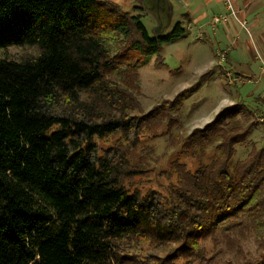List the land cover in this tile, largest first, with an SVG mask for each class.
Wrapping results in <instances>:
<instances>
[{
    "label": "trees",
    "instance_id": "obj_1",
    "mask_svg": "<svg viewBox=\"0 0 264 264\" xmlns=\"http://www.w3.org/2000/svg\"><path fill=\"white\" fill-rule=\"evenodd\" d=\"M185 32L155 38L99 0H0V264H194L219 231L264 228V148L234 160L259 121L239 103L180 143L195 169L138 186L132 152L184 95L142 112L139 68Z\"/></svg>",
    "mask_w": 264,
    "mask_h": 264
},
{
    "label": "rangeland",
    "instance_id": "obj_2",
    "mask_svg": "<svg viewBox=\"0 0 264 264\" xmlns=\"http://www.w3.org/2000/svg\"><path fill=\"white\" fill-rule=\"evenodd\" d=\"M99 1L114 5L122 13L142 16L143 24L150 35L154 36L157 20L141 7L139 0ZM173 3L174 16L167 32L171 33L179 22L186 32L184 36L164 43L160 54L154 55L139 68L141 92L136 93V96L142 112L147 113L158 104H172L180 93L184 95L172 110L179 117V124L171 132L163 131L154 137L145 136L138 149L132 152L131 160L143 168L137 183L145 192L150 189L166 192L173 181L170 171L175 162L185 163L192 170L196 168L197 163L181 152V142L187 140L194 130L213 121L226 109L223 108L226 100H234L236 91L244 85L241 80L238 83L231 82L236 72L230 68L227 60L230 55L229 45L215 39L210 29L212 27L205 28L194 23L189 18L190 7L184 1L173 0ZM216 25L221 27L223 23ZM117 47L116 43L111 44L113 55ZM27 52L22 48H10L7 54L11 59L20 60ZM241 105L251 111L256 119L261 111L258 107H263L255 99H249ZM239 117L244 120L241 112ZM259 122L250 137L251 142L237 147L235 161L243 159L254 145L264 148V126L260 125L264 122ZM98 142L108 148L117 141L105 138ZM216 238L219 241L218 247H215L214 239L211 238L201 242L205 259L194 264H247L264 255V228L219 231Z\"/></svg>",
    "mask_w": 264,
    "mask_h": 264
},
{
    "label": "crops",
    "instance_id": "obj_3",
    "mask_svg": "<svg viewBox=\"0 0 264 264\" xmlns=\"http://www.w3.org/2000/svg\"><path fill=\"white\" fill-rule=\"evenodd\" d=\"M179 1L189 5V18L194 23L205 28L212 27L210 29L215 39L229 45L230 55L227 60L230 68L236 72L235 78L241 80L244 85L236 91L234 100H226L223 108L237 103L246 104L249 99H255L264 107V0ZM232 10L236 12L235 15ZM218 14L227 16L221 27L213 23ZM232 48L234 50H231ZM258 108L261 111L257 117L264 116V108Z\"/></svg>",
    "mask_w": 264,
    "mask_h": 264
},
{
    "label": "water",
    "instance_id": "obj_4",
    "mask_svg": "<svg viewBox=\"0 0 264 264\" xmlns=\"http://www.w3.org/2000/svg\"><path fill=\"white\" fill-rule=\"evenodd\" d=\"M142 8L147 10L156 20L157 26L154 30L155 38H162L172 24L174 16V3L172 0H139Z\"/></svg>",
    "mask_w": 264,
    "mask_h": 264
},
{
    "label": "built area",
    "instance_id": "obj_5",
    "mask_svg": "<svg viewBox=\"0 0 264 264\" xmlns=\"http://www.w3.org/2000/svg\"><path fill=\"white\" fill-rule=\"evenodd\" d=\"M229 8L232 9V6L230 4H229ZM232 14L235 15L236 12L234 10H232ZM226 20H227V16H216L213 19V23L216 25L217 23H220V22H223V21L225 22ZM243 25H245V24L243 23ZM229 77H231V76L229 75ZM236 81H239V80H237L236 78H232L231 77V82L232 83L236 82ZM258 121L264 122V116H259L258 117Z\"/></svg>",
    "mask_w": 264,
    "mask_h": 264
},
{
    "label": "flooded vegetation",
    "instance_id": "obj_6",
    "mask_svg": "<svg viewBox=\"0 0 264 264\" xmlns=\"http://www.w3.org/2000/svg\"><path fill=\"white\" fill-rule=\"evenodd\" d=\"M169 34H170V33L167 32V35H169ZM167 35H166V36H167ZM166 36H164V37H166ZM164 37H162V38H164Z\"/></svg>",
    "mask_w": 264,
    "mask_h": 264
}]
</instances>
